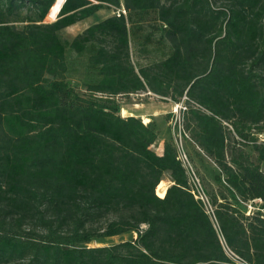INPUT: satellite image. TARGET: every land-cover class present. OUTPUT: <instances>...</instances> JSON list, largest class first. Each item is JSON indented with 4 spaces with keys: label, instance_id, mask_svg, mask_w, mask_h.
Listing matches in <instances>:
<instances>
[{
    "label": "trees",
    "instance_id": "1",
    "mask_svg": "<svg viewBox=\"0 0 264 264\" xmlns=\"http://www.w3.org/2000/svg\"><path fill=\"white\" fill-rule=\"evenodd\" d=\"M55 1L0 0V264H264V0H123L70 40L121 2L64 0L44 22ZM133 36L160 59L134 64ZM144 90L198 105L184 129L219 169L213 218L173 138L159 155L155 122L120 115Z\"/></svg>",
    "mask_w": 264,
    "mask_h": 264
},
{
    "label": "rangeland",
    "instance_id": "2",
    "mask_svg": "<svg viewBox=\"0 0 264 264\" xmlns=\"http://www.w3.org/2000/svg\"><path fill=\"white\" fill-rule=\"evenodd\" d=\"M107 8L111 9V7H107ZM55 12L56 10L53 11V15L55 14ZM109 12H110L109 10L105 9V10H102L101 12L92 14L90 17H88L87 19L77 24V26L64 29L62 32L63 36L66 39H69V40L72 39L73 34L77 33L81 28H85L86 26H90L94 24L95 22L100 21L101 20L100 16H104ZM115 13H116V10H114V14ZM44 22H46V19H44ZM16 24L18 26H21L24 23H16ZM146 29L148 31L150 30L149 27ZM158 37H159V32H155V38H158ZM155 38H152L153 40L148 45L149 49H153L155 47L156 45ZM134 47H135V39H133L132 37L131 46H130V48H132V51L130 49V55H131L132 60L135 61V63L136 61H140V64H148L151 61L160 59L161 55L154 53V51L150 50V54L146 55L140 52L137 46H136V52H134L133 51ZM70 55H71L70 56L71 59L75 58V54L72 53ZM83 59H84L83 57L79 58L80 61H83ZM70 73L72 75L80 77V75L83 74V69L81 67L72 68L70 69ZM69 78H73V80H75V83L78 82L77 83L79 85L78 89H80V91H84V86H82L81 81L79 82L75 77L69 76ZM117 100L120 106L121 116L126 117L128 115L134 114L136 117H140V119L143 122H145L146 119H148V122L154 121L156 127L160 130L159 135L157 137L158 139H161L163 136H165V134H167L166 136L167 138L170 136L174 138V131L169 121V118H170L169 112L171 111L172 107L174 106V103L177 100L154 94L148 90L130 94L129 96H118ZM124 110H126V113L123 112ZM158 139H156L154 144L151 146V148L155 152L157 151ZM184 145L189 155V158L191 160V163L196 169L206 191L210 192L212 190H216L219 186V183L216 180V175L219 172L218 167L213 163L211 159L206 157L199 150V148L193 143L191 138L190 139L184 138ZM246 149L248 150V148ZM250 155L253 159L255 158L254 152L250 151ZM262 168H264V164H262ZM163 178H167V175H165ZM165 183H167V181ZM165 183L163 184L164 188L166 187ZM159 193H161V187H159ZM261 203L262 202H253V208L251 209L250 213L259 210L261 208ZM248 204L249 203L247 202V203H244L242 206V208L246 210V214L248 212ZM133 237H135V234L128 232L122 235L108 237L100 241H92L89 245L90 246L111 245L119 241L132 239Z\"/></svg>",
    "mask_w": 264,
    "mask_h": 264
},
{
    "label": "built area",
    "instance_id": "3",
    "mask_svg": "<svg viewBox=\"0 0 264 264\" xmlns=\"http://www.w3.org/2000/svg\"><path fill=\"white\" fill-rule=\"evenodd\" d=\"M115 14L118 16L120 14L125 15L126 11L124 7H122V8L116 9ZM188 102H190V104L193 107L198 106L193 101H190L188 97L184 94L178 101L174 103V106L169 112L170 114L169 121L174 131V138H173L174 146L176 148L177 158L181 162L182 166L184 167L187 177H188V191L193 195V197L196 200L200 201L203 204L206 212L209 215H212L213 207L210 203V199L208 197L207 191L204 185L202 184V181L196 169L191 163V160L189 158V155L184 145V138L189 139V135L184 129V113L188 110ZM224 124L230 127V125L227 122H224ZM253 202H262V200L254 199L252 201H249L247 214L251 212V209L253 208ZM262 211H264V209H262Z\"/></svg>",
    "mask_w": 264,
    "mask_h": 264
},
{
    "label": "crops",
    "instance_id": "4",
    "mask_svg": "<svg viewBox=\"0 0 264 264\" xmlns=\"http://www.w3.org/2000/svg\"><path fill=\"white\" fill-rule=\"evenodd\" d=\"M63 1L64 0H56L55 2H54V4H53V6H52V8L49 10V12H48V15H47V18H46V20L48 21V22H50V21H53V20H55V18H56V15H57V12H58V9L60 8V6H61V4L63 3ZM120 2H121V7L120 8H122L123 7V0H120ZM107 7H111V9H108ZM113 8V9H112ZM105 9H107V10H109L110 12L109 13H107L106 15H104V16H100L101 17V20L102 19H104V18H106V17H108V16H111V15H113L114 14V10H116V9H119V8H115V7H113V6H110V5H108V6H105L104 8H101V9H99L97 12H101L102 10H105ZM54 10H56V12H55V14L53 15V11ZM97 12H95V13H97ZM94 13V14H95ZM90 17V16H89ZM88 18V17H87ZM87 18H84V19H82V20H80V21H78V22H76V23H74V24H72V25H70V26H67L66 28H69V27H75V26H77V24H79L80 22H82L83 20H85V19H87ZM96 23V22H95ZM88 26H86L85 28H87ZM65 28V29H66ZM85 28H81L77 33H75V34H73V37L75 36V35H77L78 33H80V32H82ZM133 39H135V47H134V49H133V51L134 52H136V46L138 47V45L139 44H141V38L140 37H138V36H133ZM130 46H131V39H130ZM131 49V51H132V48H130ZM133 61V60H132ZM133 63L134 64H136L137 63V65H140V61H136V63H135V61H133ZM133 114V113H132ZM134 115V114H133ZM135 116V115H134ZM158 129V128H157ZM158 131L160 132V130L158 129ZM159 135V134H158ZM167 136V134H165V136H163L161 139H158V145H157V151H156V153L157 154H162V152H163V146H164V141H165V139L167 138L166 137ZM165 175H167V178H162V181H161V184H160V187H161V194H163L164 192H165V190L168 188V186L167 187H163V184L167 181V182H169V185L170 184H172V181L170 180V177H169V175L168 174H165ZM164 175V176H165Z\"/></svg>",
    "mask_w": 264,
    "mask_h": 264
},
{
    "label": "bare ground",
    "instance_id": "5",
    "mask_svg": "<svg viewBox=\"0 0 264 264\" xmlns=\"http://www.w3.org/2000/svg\"><path fill=\"white\" fill-rule=\"evenodd\" d=\"M123 112L126 113V110H124ZM145 122H148V119H146ZM165 186H169V182L165 183Z\"/></svg>",
    "mask_w": 264,
    "mask_h": 264
}]
</instances>
